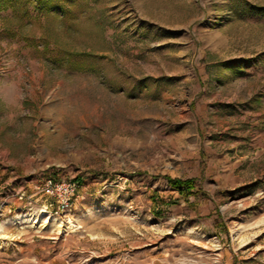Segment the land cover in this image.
Listing matches in <instances>:
<instances>
[{"label":"rangeland","instance_id":"1","mask_svg":"<svg viewBox=\"0 0 264 264\" xmlns=\"http://www.w3.org/2000/svg\"><path fill=\"white\" fill-rule=\"evenodd\" d=\"M8 4L0 264H264V0Z\"/></svg>","mask_w":264,"mask_h":264},{"label":"built area","instance_id":"2","mask_svg":"<svg viewBox=\"0 0 264 264\" xmlns=\"http://www.w3.org/2000/svg\"><path fill=\"white\" fill-rule=\"evenodd\" d=\"M76 185L71 181L49 179L45 182H35L34 192L40 197L49 199L51 206H56L60 211L68 212L72 209L73 196ZM25 196V191L20 193V199Z\"/></svg>","mask_w":264,"mask_h":264},{"label":"bare ground","instance_id":"3","mask_svg":"<svg viewBox=\"0 0 264 264\" xmlns=\"http://www.w3.org/2000/svg\"><path fill=\"white\" fill-rule=\"evenodd\" d=\"M15 219H21V221H26V222H36L40 223L42 220H46L47 222L49 220L58 222V219L52 215H49V213L46 210H40V211H26L23 212L22 215L17 216Z\"/></svg>","mask_w":264,"mask_h":264},{"label":"crops","instance_id":"4","mask_svg":"<svg viewBox=\"0 0 264 264\" xmlns=\"http://www.w3.org/2000/svg\"><path fill=\"white\" fill-rule=\"evenodd\" d=\"M8 80L11 82L13 81L10 77H7L4 78V81H3V86L1 85V82H0V91H3L2 95V100L6 101V102H12L15 98H16V93H17V90L15 89V85L14 87H7V86H4V83H7ZM11 84V83H10ZM17 88V86H16ZM42 148L45 149V146L44 144H42ZM42 180V179H39V181Z\"/></svg>","mask_w":264,"mask_h":264},{"label":"trees","instance_id":"5","mask_svg":"<svg viewBox=\"0 0 264 264\" xmlns=\"http://www.w3.org/2000/svg\"><path fill=\"white\" fill-rule=\"evenodd\" d=\"M7 1H9V4H10V2L12 1V0H7ZM8 4V5H9ZM11 5V4H10ZM175 181V183H182V181L181 180H174ZM185 183H188V185H192V180H187V181H184Z\"/></svg>","mask_w":264,"mask_h":264}]
</instances>
